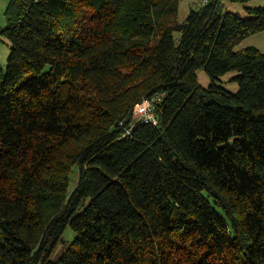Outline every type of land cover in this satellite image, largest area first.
<instances>
[{
    "label": "trees",
    "instance_id": "trees-1",
    "mask_svg": "<svg viewBox=\"0 0 264 264\" xmlns=\"http://www.w3.org/2000/svg\"><path fill=\"white\" fill-rule=\"evenodd\" d=\"M179 3L10 1L0 264H264V7Z\"/></svg>",
    "mask_w": 264,
    "mask_h": 264
},
{
    "label": "rangeland",
    "instance_id": "rangeland-1",
    "mask_svg": "<svg viewBox=\"0 0 264 264\" xmlns=\"http://www.w3.org/2000/svg\"><path fill=\"white\" fill-rule=\"evenodd\" d=\"M11 0H0V63L6 68L8 65V58L11 54L12 44L3 35V31L8 27V20L6 16V12ZM224 11L234 13L240 15L244 18L249 17L248 9H254L259 7H264V0H250L247 2H235L233 0H222ZM180 11L178 14L179 21H184L189 15L192 9L197 10L199 8L200 0H180ZM249 47H255L260 52L264 53V31L256 33L247 39H245L238 47L237 50L246 49ZM239 75L238 72H229L225 76H222L220 79H217V83L231 92H238L239 85L234 80L235 77ZM199 84L208 88L212 85L213 79L209 76V74L205 70H200L198 73ZM73 174V182L72 189L76 187V184L79 179L78 171H74ZM76 237V233L72 230V228H68L64 239L71 243ZM62 250V246L58 250V253Z\"/></svg>",
    "mask_w": 264,
    "mask_h": 264
},
{
    "label": "built area",
    "instance_id": "built-area-1",
    "mask_svg": "<svg viewBox=\"0 0 264 264\" xmlns=\"http://www.w3.org/2000/svg\"><path fill=\"white\" fill-rule=\"evenodd\" d=\"M211 3V0H200L199 8H203ZM162 96L156 95L152 98H146L142 103L138 104L134 109V119L145 124L158 125L159 119L156 114L158 104H160Z\"/></svg>",
    "mask_w": 264,
    "mask_h": 264
}]
</instances>
